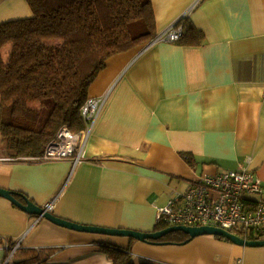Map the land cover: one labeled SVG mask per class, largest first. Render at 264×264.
I'll return each mask as SVG.
<instances>
[{
	"label": "crops",
	"instance_id": "obj_1",
	"mask_svg": "<svg viewBox=\"0 0 264 264\" xmlns=\"http://www.w3.org/2000/svg\"><path fill=\"white\" fill-rule=\"evenodd\" d=\"M152 2L158 39L189 18L205 44L159 40L112 57L89 90L107 101L78 164L15 160L0 134V188L73 223L146 233L201 177L245 169L264 185V0ZM31 16L27 0H0V24ZM0 240V264L11 242L21 244L8 264L30 252L34 264H113L107 246L130 248L135 264H264V248L77 232L1 197Z\"/></svg>",
	"mask_w": 264,
	"mask_h": 264
},
{
	"label": "trees",
	"instance_id": "obj_2",
	"mask_svg": "<svg viewBox=\"0 0 264 264\" xmlns=\"http://www.w3.org/2000/svg\"><path fill=\"white\" fill-rule=\"evenodd\" d=\"M27 3L30 18L0 24V134L12 158L32 161L44 156L62 128L73 133L85 130L81 109L112 57L154 42L158 36L152 0ZM177 26L184 28L177 42L180 46L205 44L204 33L189 18ZM166 228L159 222L155 230ZM166 239L181 244L189 237L174 233L159 242ZM248 239L259 237L251 234ZM105 248L113 264H135L130 248ZM41 261V256L30 252L26 261L17 264Z\"/></svg>",
	"mask_w": 264,
	"mask_h": 264
},
{
	"label": "built area",
	"instance_id": "obj_3",
	"mask_svg": "<svg viewBox=\"0 0 264 264\" xmlns=\"http://www.w3.org/2000/svg\"><path fill=\"white\" fill-rule=\"evenodd\" d=\"M184 28L174 27L158 40L178 42ZM107 97L89 98L81 114L86 128L81 133H73L62 128L56 139L46 149L44 156L32 161H54L65 158L82 161L83 151L97 120L105 106ZM264 185L253 173L241 169L216 176H204L196 180L190 189L167 206L159 209L158 222L167 226L202 227L212 226L226 230L243 239L255 234L264 239ZM53 203L44 208L51 211ZM9 246L6 264L18 249Z\"/></svg>",
	"mask_w": 264,
	"mask_h": 264
},
{
	"label": "water",
	"instance_id": "obj_4",
	"mask_svg": "<svg viewBox=\"0 0 264 264\" xmlns=\"http://www.w3.org/2000/svg\"><path fill=\"white\" fill-rule=\"evenodd\" d=\"M22 197V201L19 200V197ZM0 197L10 201L13 205L24 211L25 213L37 216L39 218L46 219L51 223L67 228L69 230L103 235L109 237H126L130 239H134L136 241H140L143 243L149 244H161L160 240L164 239L166 236L174 233H183L189 237V239L182 243L187 244L191 240L203 237V236H212V237H220L223 238L230 243L241 246V247H249V248H264V240H255L249 241L238 237L226 230L221 228L212 227V226H202V227H188V226H172L161 231L156 232H140L134 230L127 229H108L103 227L96 226H85L77 223H73L68 220L61 219L54 215L51 211H47L44 207H40L33 202H31L27 197L22 196L18 193H15L10 190L0 188Z\"/></svg>",
	"mask_w": 264,
	"mask_h": 264
},
{
	"label": "rangeland",
	"instance_id": "obj_5",
	"mask_svg": "<svg viewBox=\"0 0 264 264\" xmlns=\"http://www.w3.org/2000/svg\"><path fill=\"white\" fill-rule=\"evenodd\" d=\"M175 27H180V26H177V25H176ZM159 39H160V38H159ZM155 41H159L158 38H157ZM155 41H154V42H155ZM174 43H177V42H174ZM9 48H10V46H8V48L6 49V52L9 51ZM88 99H89V98H88ZM86 102H87V101H86ZM84 105H85V104H84ZM84 105H83V106H84ZM82 108H83V107H82ZM81 111H82V109H81ZM168 227H172V226H167V228H168ZM182 234H183V233H182ZM238 237H239V236H238ZM240 238H241V237H240ZM242 239H243V238H242ZM245 240H249V239H245ZM259 240H264V239H259ZM249 241H255V240H249ZM15 243H17V242H15Z\"/></svg>",
	"mask_w": 264,
	"mask_h": 264
},
{
	"label": "bare ground",
	"instance_id": "obj_6",
	"mask_svg": "<svg viewBox=\"0 0 264 264\" xmlns=\"http://www.w3.org/2000/svg\"><path fill=\"white\" fill-rule=\"evenodd\" d=\"M50 212V211H49Z\"/></svg>",
	"mask_w": 264,
	"mask_h": 264
}]
</instances>
